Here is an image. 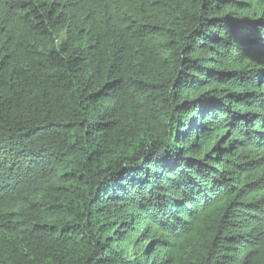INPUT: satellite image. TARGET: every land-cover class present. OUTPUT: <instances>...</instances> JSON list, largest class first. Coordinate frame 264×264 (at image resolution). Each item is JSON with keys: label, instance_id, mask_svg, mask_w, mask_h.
Returning a JSON list of instances; mask_svg holds the SVG:
<instances>
[{"label": "trees", "instance_id": "1", "mask_svg": "<svg viewBox=\"0 0 264 264\" xmlns=\"http://www.w3.org/2000/svg\"><path fill=\"white\" fill-rule=\"evenodd\" d=\"M0 264H264V0H0Z\"/></svg>", "mask_w": 264, "mask_h": 264}]
</instances>
